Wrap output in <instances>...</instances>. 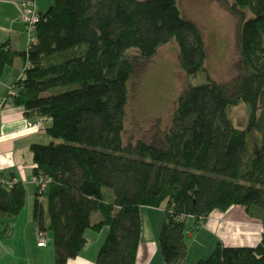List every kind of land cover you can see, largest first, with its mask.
Masks as SVG:
<instances>
[{
  "label": "trees",
  "instance_id": "16d2710c",
  "mask_svg": "<svg viewBox=\"0 0 264 264\" xmlns=\"http://www.w3.org/2000/svg\"><path fill=\"white\" fill-rule=\"evenodd\" d=\"M220 1L239 20L236 74L228 83L208 75L187 83L170 127L151 142L122 141L128 82L138 65L173 40L186 77L205 72L202 32L176 0H53L27 50L0 45V75L16 54L28 63L11 102L27 120H47L52 138L29 150L33 174L48 179L36 191L33 218L52 235L55 264L79 254L85 230L104 227L95 264H135L142 206L163 208L160 254L164 264H183L186 218L198 227L212 211L235 205L261 221L258 243L216 242L194 264H264V0ZM240 102L249 111L243 129L227 115ZM254 132L258 144L250 150ZM24 200L21 182L0 184V215L18 214Z\"/></svg>",
  "mask_w": 264,
  "mask_h": 264
},
{
  "label": "crops",
  "instance_id": "0c3cea01",
  "mask_svg": "<svg viewBox=\"0 0 264 264\" xmlns=\"http://www.w3.org/2000/svg\"><path fill=\"white\" fill-rule=\"evenodd\" d=\"M15 1L0 0V45L4 44L9 52L21 53L26 50V35ZM40 4L41 0H36L37 8ZM49 5L51 4L46 7ZM38 10L42 13L45 11ZM24 64L23 58L16 54L3 67L0 75V96H6L12 91L14 83L22 74ZM26 120L22 107L12 102L7 103L1 111L0 178H13L16 182H21L25 190V200L18 214L0 215V264H55L51 233L46 232L45 246L37 245L39 229L33 218V201L36 197V188L32 183L34 163L29 150L30 144L38 143L41 136L46 134L44 131L47 123L40 130H32L26 126ZM143 208L156 211L154 214L144 215L141 212ZM234 208L240 206L235 205ZM214 212L220 211H212L198 227L195 226L193 217L186 218V222L190 219L197 231L193 232L190 228L187 232V253L183 264H194L198 259L207 257L215 242L226 246H254L258 243L262 229L257 230L250 224L228 223ZM213 213L214 216L211 217ZM140 215L142 228L135 264H164L158 246L159 232L165 220L163 208L142 206ZM97 217V213L92 215L94 220ZM228 218L232 220L235 217ZM87 230L84 232L87 241L85 246L77 256L68 259L64 264H95L97 251L107 229L104 227L93 235L88 234ZM228 230L233 236L227 234Z\"/></svg>",
  "mask_w": 264,
  "mask_h": 264
},
{
  "label": "rangeland",
  "instance_id": "374dc122",
  "mask_svg": "<svg viewBox=\"0 0 264 264\" xmlns=\"http://www.w3.org/2000/svg\"><path fill=\"white\" fill-rule=\"evenodd\" d=\"M52 1L41 0L38 9L45 10ZM225 1L231 3L233 0ZM176 2L183 16L193 21L202 32L207 54L204 64L205 72L187 78L179 66L178 48L173 40L158 47L155 55L148 61L141 62L135 75L128 82V101L122 132L124 144L134 143L136 140L151 142L156 133L167 131L170 127L175 100L187 83H198L206 75L215 81L228 83L236 74L238 17L230 13L220 0H176ZM130 53L133 54L135 51L131 50ZM248 113V106L244 102H240L227 111L232 125L238 129L246 126ZM41 137L38 141L41 144H48L52 140L48 134ZM258 137L256 132L248 136L247 144L250 150L258 144ZM235 209L242 211L243 220L228 218ZM155 211L143 208L141 212L148 215L154 214ZM220 212L214 213H218L221 220L228 223L250 224L257 230L262 229L261 221L248 216L242 206L240 208L233 206L224 213ZM190 228L193 232L197 231L189 219L185 224L186 241ZM87 231L92 235L99 232L91 229ZM227 234L233 236L230 230Z\"/></svg>",
  "mask_w": 264,
  "mask_h": 264
},
{
  "label": "built area",
  "instance_id": "2783aa9c",
  "mask_svg": "<svg viewBox=\"0 0 264 264\" xmlns=\"http://www.w3.org/2000/svg\"><path fill=\"white\" fill-rule=\"evenodd\" d=\"M15 5L18 9L19 19L24 25V33L26 35V50L36 41L35 37V28L36 25L39 23L42 12H40L36 5V0H16ZM28 66L27 61L24 64L22 69V74L24 69ZM15 92V88L10 91V93L6 96H0V122H1V111L3 107L12 101V96ZM47 123L45 119H36L33 121L26 120V126L32 130H40L44 127V124ZM16 181L13 178H0V184L6 188H9L15 183ZM48 179L41 173L38 172L37 174H33L32 183L34 184L36 191L38 194H41L46 185ZM37 245L38 246H45L47 240V234L43 230L37 231Z\"/></svg>",
  "mask_w": 264,
  "mask_h": 264
},
{
  "label": "bare ground",
  "instance_id": "6f19581e",
  "mask_svg": "<svg viewBox=\"0 0 264 264\" xmlns=\"http://www.w3.org/2000/svg\"><path fill=\"white\" fill-rule=\"evenodd\" d=\"M230 217H235L233 219H238V220L244 219V215L242 214V211L237 209L233 210L232 215H230Z\"/></svg>",
  "mask_w": 264,
  "mask_h": 264
}]
</instances>
